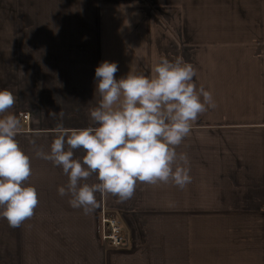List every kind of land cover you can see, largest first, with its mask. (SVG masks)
Here are the masks:
<instances>
[{"label":"crops","instance_id":"1","mask_svg":"<svg viewBox=\"0 0 264 264\" xmlns=\"http://www.w3.org/2000/svg\"><path fill=\"white\" fill-rule=\"evenodd\" d=\"M161 57L193 65L216 104L176 148L191 183L138 182L125 202L97 193L90 214L70 207L57 192L68 177L36 149L50 151L61 120L92 126L102 62L116 79L151 78ZM0 89L17 97L0 118L21 121L39 201L17 228L0 217V264H264V0H0ZM101 215L122 247L100 239Z\"/></svg>","mask_w":264,"mask_h":264},{"label":"clouds","instance_id":"2","mask_svg":"<svg viewBox=\"0 0 264 264\" xmlns=\"http://www.w3.org/2000/svg\"><path fill=\"white\" fill-rule=\"evenodd\" d=\"M117 71L118 65L107 61L95 69L100 101L89 111L92 126L66 129L61 120L53 129L50 151H35L37 158L62 169L68 182L58 194L69 196L70 207L86 215L99 206L97 193L125 202L138 182H172L184 189L191 183L189 158L176 148L199 115L216 107L210 91L197 89L196 69L181 59L161 57L151 78L129 73L116 79ZM16 101L12 92L0 89V115ZM20 126L14 114L0 118V217L12 228L31 219L39 203L35 187L25 183L32 169L16 140ZM29 143L35 146V140ZM76 150L83 151L82 159L74 158ZM92 176L97 182L82 183Z\"/></svg>","mask_w":264,"mask_h":264},{"label":"built area","instance_id":"3","mask_svg":"<svg viewBox=\"0 0 264 264\" xmlns=\"http://www.w3.org/2000/svg\"><path fill=\"white\" fill-rule=\"evenodd\" d=\"M114 219L101 215L100 223V239L111 247H122L124 238L121 235L120 228L115 225Z\"/></svg>","mask_w":264,"mask_h":264},{"label":"rangeland","instance_id":"4","mask_svg":"<svg viewBox=\"0 0 264 264\" xmlns=\"http://www.w3.org/2000/svg\"><path fill=\"white\" fill-rule=\"evenodd\" d=\"M115 225H116V221H114Z\"/></svg>","mask_w":264,"mask_h":264}]
</instances>
